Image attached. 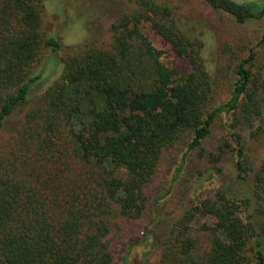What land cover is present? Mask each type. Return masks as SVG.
I'll list each match as a JSON object with an SVG mask.
<instances>
[{"label": "trees", "instance_id": "trees-1", "mask_svg": "<svg viewBox=\"0 0 264 264\" xmlns=\"http://www.w3.org/2000/svg\"><path fill=\"white\" fill-rule=\"evenodd\" d=\"M134 1L136 9L112 25L109 47L86 44L69 54L44 103L28 109L0 144V264H116L127 244L122 264H130V250L148 242V235L139 241L135 226L155 215L147 189L164 151L185 137L186 157L203 151L224 116L239 190L230 195L219 183L193 200L157 241V264H264V160L255 170L247 147L248 139L264 138L256 56L236 67L229 99L214 103L211 75L197 44L176 29L172 10ZM205 1L239 24L264 16L253 4ZM146 27L187 58L188 73L162 61ZM63 45L45 28L43 0H0V132L29 103L44 53Z\"/></svg>", "mask_w": 264, "mask_h": 264}, {"label": "rangeland", "instance_id": "rangeland-1", "mask_svg": "<svg viewBox=\"0 0 264 264\" xmlns=\"http://www.w3.org/2000/svg\"><path fill=\"white\" fill-rule=\"evenodd\" d=\"M238 4H253L255 11L264 9V0H232ZM159 5L172 10V20L176 29L197 44V51L204 60L211 75L214 89V103L221 104L230 97L236 78L238 64L254 53L255 76L260 78L261 87L258 101L262 106L264 120V16L256 15L245 24H239L233 16L217 11L205 0H155ZM44 22L48 34L64 45L56 53L46 51L33 70L42 73L40 82L33 86L29 103L23 111L15 112L0 132V144L7 141L22 125L28 109L44 103L45 93L62 74L65 58L77 53L78 48L89 44L108 48L111 41V27L125 14L132 13L137 5L134 0H43ZM151 43L160 50L162 61L179 72H189L187 58L178 56L156 32L146 27ZM229 119L220 118L212 134L204 144V150L191 152L187 157L189 137L177 142L164 151L158 173L147 189L151 208L155 215H145L136 222L135 230H142L140 240L148 235V242H141L130 250V264H157L160 250L155 247L166 238L169 228L192 206L193 200L206 190L223 184L233 194L238 191L235 162L232 149L234 139L228 129ZM234 132V131H233ZM229 143L231 148L226 147ZM249 157L255 170L264 160V138L248 139ZM219 162L214 164V157ZM185 160V168L179 180L172 182L173 176ZM215 166V167H214ZM222 168L211 175L210 169ZM169 191L164 200L154 202ZM264 211V200L261 202ZM264 227V213L260 216ZM148 226V227H147ZM143 227H146L142 229ZM135 241V240H134ZM204 239L199 234V244ZM151 245L154 247L152 248ZM127 245L120 248L116 264H122V255L127 253Z\"/></svg>", "mask_w": 264, "mask_h": 264}]
</instances>
